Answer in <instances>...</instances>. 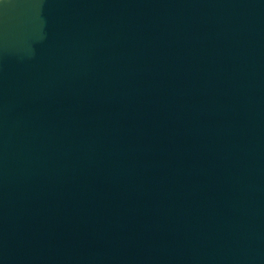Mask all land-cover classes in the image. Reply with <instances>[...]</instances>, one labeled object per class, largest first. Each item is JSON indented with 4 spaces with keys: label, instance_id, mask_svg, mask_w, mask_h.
<instances>
[{
    "label": "water",
    "instance_id": "95a60500",
    "mask_svg": "<svg viewBox=\"0 0 264 264\" xmlns=\"http://www.w3.org/2000/svg\"><path fill=\"white\" fill-rule=\"evenodd\" d=\"M0 264H264V0H0Z\"/></svg>",
    "mask_w": 264,
    "mask_h": 264
}]
</instances>
